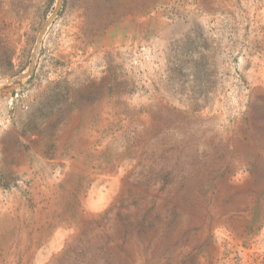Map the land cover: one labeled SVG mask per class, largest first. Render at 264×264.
<instances>
[{
	"label": "rangeland",
	"instance_id": "1",
	"mask_svg": "<svg viewBox=\"0 0 264 264\" xmlns=\"http://www.w3.org/2000/svg\"><path fill=\"white\" fill-rule=\"evenodd\" d=\"M0 264H264V0H0Z\"/></svg>",
	"mask_w": 264,
	"mask_h": 264
},
{
	"label": "water",
	"instance_id": "2",
	"mask_svg": "<svg viewBox=\"0 0 264 264\" xmlns=\"http://www.w3.org/2000/svg\"><path fill=\"white\" fill-rule=\"evenodd\" d=\"M59 5H60V4H59ZM57 11H58V9H57ZM57 11H56V13H57ZM56 13H55V14H56ZM46 26H47V25H46ZM46 26H44V28H45Z\"/></svg>",
	"mask_w": 264,
	"mask_h": 264
},
{
	"label": "bare ground",
	"instance_id": "3",
	"mask_svg": "<svg viewBox=\"0 0 264 264\" xmlns=\"http://www.w3.org/2000/svg\"><path fill=\"white\" fill-rule=\"evenodd\" d=\"M59 4H60V0H59Z\"/></svg>",
	"mask_w": 264,
	"mask_h": 264
},
{
	"label": "built area",
	"instance_id": "4",
	"mask_svg": "<svg viewBox=\"0 0 264 264\" xmlns=\"http://www.w3.org/2000/svg\"><path fill=\"white\" fill-rule=\"evenodd\" d=\"M27 108V107H26Z\"/></svg>",
	"mask_w": 264,
	"mask_h": 264
}]
</instances>
